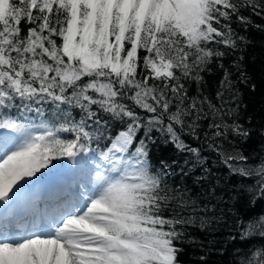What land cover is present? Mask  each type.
I'll use <instances>...</instances> for the list:
<instances>
[{
    "label": "snow or ice",
    "instance_id": "1",
    "mask_svg": "<svg viewBox=\"0 0 264 264\" xmlns=\"http://www.w3.org/2000/svg\"><path fill=\"white\" fill-rule=\"evenodd\" d=\"M253 16L264 0H0V264H181L188 226L215 231L237 199L216 195L220 165L264 201V143L255 162L237 143L253 131L232 79L247 83L243 57L224 64L250 42L233 25L264 31ZM221 70L213 97L205 74ZM157 139L183 163L154 166ZM197 168L195 184L216 179L196 198L167 182ZM229 231L239 264H264V213Z\"/></svg>",
    "mask_w": 264,
    "mask_h": 264
},
{
    "label": "trees",
    "instance_id": "2",
    "mask_svg": "<svg viewBox=\"0 0 264 264\" xmlns=\"http://www.w3.org/2000/svg\"><path fill=\"white\" fill-rule=\"evenodd\" d=\"M246 15L248 13H245ZM255 24L264 25V19L259 17H252ZM239 35L245 36L250 41L246 46L243 44L241 48L243 51H236L224 59L226 67L230 66L237 57L242 56L241 71L247 76V83H239V72L232 68V79L237 81L236 88L242 94L239 100L240 108L238 113V120L246 128L253 129L251 138L246 141H237L238 145L244 151L245 155L250 156V162H255L251 154L253 152L259 153L260 146L264 143V137L259 135L260 130H264V31L258 30L254 27H249L245 30L242 27L233 25ZM223 76V72L214 71L212 74H205L207 82V91L214 97L219 81ZM254 86V88H253ZM196 86L193 84L189 88V94L195 95ZM235 106V105H233ZM206 124V122H205ZM158 136V133H154ZM187 142L196 145L187 135L183 136ZM151 149V158L154 166H159V160L165 159L171 163V159H177L182 164L185 159V154H180L177 157L176 150L171 144L165 146L160 139H157L156 144L149 146ZM203 155L211 156L208 161V166L212 167V159H215V154L204 152ZM175 167V165L173 166ZM178 171V170H177ZM212 171L217 173L220 179V186L216 187V195L223 194L225 201H229V197L237 196L235 202H226L218 205L225 209V219L219 224H214L212 227L215 231L207 229L201 230L197 226H188L186 237L179 242V246L183 248V252L179 255L181 264H201V257H205L207 264H239L242 258L233 247V244L228 241L230 235H234V231H229L230 227L234 228V222L237 216H242L245 220L251 217H256L264 213V201H257L256 206L252 207L250 204L252 194L247 193L244 189L238 188L239 184L245 186L253 183L252 178H242L236 175H229L226 167L220 165L212 167ZM200 169L197 168L194 173L189 174L184 178L183 182L180 175L167 178V182L172 187H177L183 183L189 189V195L192 198L198 197L202 190L206 191L210 184H215V177L208 182H202L200 185L195 184L194 177L200 175ZM205 201L201 200V203ZM215 203V200L212 201ZM231 208L232 212L227 209ZM235 213V215H233ZM187 214V213H185ZM259 239V238H257ZM214 241L213 243H209ZM247 249L241 248L240 251Z\"/></svg>",
    "mask_w": 264,
    "mask_h": 264
},
{
    "label": "bare ground",
    "instance_id": "3",
    "mask_svg": "<svg viewBox=\"0 0 264 264\" xmlns=\"http://www.w3.org/2000/svg\"><path fill=\"white\" fill-rule=\"evenodd\" d=\"M64 172L63 170L59 172H55L53 174H45L44 177L40 180V184L46 183V182H53V181H61L63 178Z\"/></svg>",
    "mask_w": 264,
    "mask_h": 264
},
{
    "label": "rangeland",
    "instance_id": "4",
    "mask_svg": "<svg viewBox=\"0 0 264 264\" xmlns=\"http://www.w3.org/2000/svg\"><path fill=\"white\" fill-rule=\"evenodd\" d=\"M47 174V173H46ZM43 177V176H42ZM41 177V178H42ZM53 183H55V182H47L45 185H42L41 187L42 188H47L48 186H49V184H53Z\"/></svg>",
    "mask_w": 264,
    "mask_h": 264
}]
</instances>
